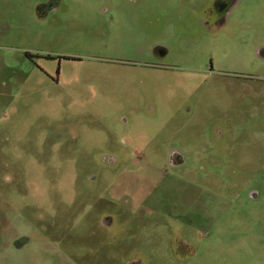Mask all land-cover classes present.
Returning a JSON list of instances; mask_svg holds the SVG:
<instances>
[{"label": "rangeland", "instance_id": "rangeland-1", "mask_svg": "<svg viewBox=\"0 0 264 264\" xmlns=\"http://www.w3.org/2000/svg\"><path fill=\"white\" fill-rule=\"evenodd\" d=\"M217 1L0 0V264H264V0Z\"/></svg>", "mask_w": 264, "mask_h": 264}, {"label": "flooded vegetation", "instance_id": "flooded-vegetation-1", "mask_svg": "<svg viewBox=\"0 0 264 264\" xmlns=\"http://www.w3.org/2000/svg\"><path fill=\"white\" fill-rule=\"evenodd\" d=\"M215 5H216V9L215 10L216 11H221L222 10V7L225 5V2L219 0V1L216 2ZM239 74H241L244 77L252 76V74H250V72L239 73Z\"/></svg>", "mask_w": 264, "mask_h": 264}]
</instances>
